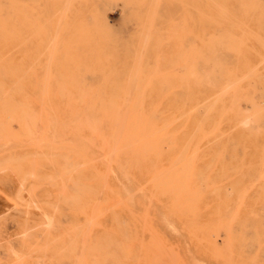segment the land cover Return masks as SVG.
I'll list each match as a JSON object with an SVG mask.
<instances>
[{"label": "rangeland", "instance_id": "374dc122", "mask_svg": "<svg viewBox=\"0 0 264 264\" xmlns=\"http://www.w3.org/2000/svg\"><path fill=\"white\" fill-rule=\"evenodd\" d=\"M0 65L11 104L51 118L42 140L0 102V264H264V0H0ZM83 100L95 131L117 102L128 151L74 133ZM59 139L91 162L65 174ZM77 171L120 202L76 212Z\"/></svg>", "mask_w": 264, "mask_h": 264}, {"label": "bare ground", "instance_id": "6f19581e", "mask_svg": "<svg viewBox=\"0 0 264 264\" xmlns=\"http://www.w3.org/2000/svg\"><path fill=\"white\" fill-rule=\"evenodd\" d=\"M4 18V17H3ZM3 18H2V22H3ZM13 24V23H12ZM14 26H15V24H14ZM17 28V27H16ZM14 30H16V29H14ZM3 40V39H2ZM3 60V59H2ZM1 60V61H2ZM5 67H2L1 65H0V73H4L5 72ZM49 71V70H48ZM18 84V83H17ZM228 87H230V86H228ZM232 87H234V86H232ZM227 89V88H226ZM231 89V88H230ZM13 91V90H12ZM224 91V90H223ZM223 91H222V93H223ZM84 94H85V92H84ZM218 96V95H217ZM216 96V97H217ZM221 96V95H220ZM219 97V96H218ZM216 101V100H215ZM214 101V102H215ZM0 102L1 103H3L2 105H4L3 107L4 108H8V110H12L13 112H14V115H15V118H17V119H19L20 121H22L25 125L26 124H28V125H30V127L32 128V131H35V132H39L38 133V135L40 136V138L42 139V140H46L47 138H46V136H45V133H46V131H45V126H46V122L48 121V120H50L51 118H50V116H49V113L46 111V109H45V106H43L42 107V109H41V111H35L34 109H33V107H32V105H31V103H28V102H22L21 104H19L18 106H16V105H12L11 103H12V97H11V95L9 94V93H7L6 91H5V88L2 86V84H0ZM213 102V103H214ZM84 103V100L83 101H81L80 103H78L79 104V106H76L75 104H73V105H75V107L73 108V110H72V116H71V120L74 122V133L75 134H78V129L80 128V127H84L85 129H88L91 133H93L96 137H103V136H105L106 134H104V133H100L99 131L100 130H102V129H108V131H110V135H114V136H118L117 138L118 139H115V140H112V142H113V145H114V147H115V149L114 148H111L110 146H109V144H108V146L110 147V152H112L111 150L112 149H114L113 151V155H114V153H116L115 152V150H116V148L118 149V145H121V146H119L120 148L119 149H121V147H123L121 150H116L117 151V153L118 152H121L123 149L125 150V151H128L127 149H126V147H124L125 146V144H127L126 142H127V139L125 138V136H120L119 134H118V132L116 131L117 130V125H118V116H117V112H118V106H117V102L116 101H110V102H108L107 103V112H106V114H104L103 116H102V114H101V116H100V119H99V124H102L101 126H100V128L101 129H98V130H96L95 131V129H91L90 128V125H89V123H87L86 121H85V119H84V116H83V112H82V104ZM128 103V105H132V104H134V103H132V102H127ZM213 105V104H212ZM211 105V106H212ZM178 109V108H177ZM207 112V111H206ZM188 113V112H187ZM182 117V116H181ZM126 119V118H125ZM177 120H178V118H177ZM53 121H55V136L58 138L59 137V134H60V131H62L61 129H62V125L61 124H59V122H58V119L57 118H54L53 119ZM140 121H141V119H140ZM175 121V120H174ZM173 121V122H174ZM172 122V121H171ZM171 122H169V123H171ZM243 122V121H242ZM241 122V123H242ZM200 123V122H199ZM170 125V124H169ZM169 125H165V126H169ZM164 126V127H165ZM198 126H200V124L198 125ZM162 127H163V124H162ZM163 127V128H164ZM162 129V128H161ZM132 132L134 133V135L135 136H139V137H146V135H147V130H144V128L142 127V125H140L139 124V127H137V126H135V127H132ZM48 131V130H47ZM166 131V130H165ZM196 131V130H195ZM161 132V135L158 137V140H159V144L161 143V142H168L170 145L172 144V140L171 139H169V137H167V135H166V132H162V131H160ZM83 133H85V132H83ZM195 133V132H194ZM193 133V134H194ZM53 134V133H52ZM51 135V134H50ZM222 136V135H221ZM220 136V137H221ZM124 137V138H123ZM192 137V136H191ZM191 137H190V139H191ZM39 138V137H38ZM38 138H37V140H38ZM52 138H53V136H52ZM120 138V139H119ZM192 140V139H191ZM104 141V143H105V145H107V141L108 140H103ZM35 142V141H34ZM54 142H57L58 143V145H60V147L61 148H67L68 149V151L72 154V155H70L69 157L67 156L66 157V160H65V165L63 166L64 167V169L63 170H67L66 172H65V174L66 173H68V171H69V173H70V171H73L74 172V170L76 171V165L78 164V162H77V160L75 159V157H80V158H82L83 159V162H84V164L85 163H87V162H91V156L88 154V152L85 154V147H87L86 146V144H85V139H83V140H81V141H79V143L78 142H75V143H67V142H65L64 140H61V139H59V141H54ZM26 143V142H25ZM117 144V145H116ZM123 144H124V146H123ZM187 145H188V143H187ZM186 145V146H187ZM127 146V145H126ZM142 146V145H141ZM141 146L140 147H138V151L139 152H137L136 150L137 149H133L132 151H135V154H134V152H131V154H133L135 157H139V158H134L135 160H138V161H140V160H142V159H144L145 157H144V154L143 155H141L140 156V152H141V154L142 153H144V152H146V150H143V148H141ZM39 147V146H38ZM88 148V147H87ZM186 148V147H185ZM185 148H183V152H186L185 151ZM119 154V153H118ZM183 154H185V153H183ZM36 155V154H35ZM113 155H112V159H113ZM137 155H139V156H137ZM183 156V155H182ZM190 157H191V155H189ZM36 157V156H35ZM72 157V158H71ZM110 158H111V154H110ZM118 158V157H117ZM183 158V157H182ZM185 159H187V158H185ZM34 160H36V159H34ZM111 160V159H110ZM184 160V159H183ZM50 161V160H49ZM112 161H114V160H112ZM112 161H110V163L112 164ZM174 161H178V159L176 158ZM182 161V160H181ZM36 162V161H35ZM180 161H178V163H179ZM190 162V161H189ZM192 162V161H191ZM190 162V163H191ZM32 163H34V161L32 162ZM134 163V162H133ZM173 163H177V162H173ZM172 163V164H173ZM183 163V162H182ZM36 165H38L37 163H35ZM88 164V163H87ZM137 164V163H136ZM135 164V165H136ZM174 164V165H175ZM185 164V163H184ZM188 164V165H187ZM174 165L173 166H170L171 168L173 167L174 168ZM186 165L187 166H189V163H186ZM33 166V165H32ZM35 166V165H34ZM38 166H40V165H38ZM92 167H94V169H96V166L92 163V165H91ZM120 166V165H119ZM183 166V165H182ZM10 167V166H9ZM170 167H168V168H170ZM4 168V167H3ZM36 168V167H35ZM81 168V167H80ZM110 168V167H109ZM178 168V167H177ZM4 169H6V167L4 168ZM33 169V168H32ZM167 169V168H166ZM165 169V170H166ZM169 170V169H168ZM178 170V169H177ZM181 170V169H180ZM187 170V169H186ZM185 170V171H186ZM3 171V170H2ZM5 171H7V170H5ZM33 171V170H32ZM184 171V172H185ZM34 173H35V170H34ZM68 173V174H69ZM76 173H78L75 177H74V179H73V181H74V184H75V187H74V190L72 191V192H67V191H64V194H63V198L66 200V202H69V203H71L72 205H73V207H74V209L76 210V212H88V210L89 209H91L92 210V212H100V210H101V206L103 207V205H102V203L105 201V200H107V197L108 196H110V197H113L112 199L114 200V202H116V203H119L120 202V197H118V191H116V190H113L111 187H110V185H109V183H108V181H107V179L105 178V177H103V176H100V178L98 179V181L97 182H92V181H88L87 180V178H86V176L85 175H83L82 174V172H79V171H77ZM97 173H99V172H97ZM57 174H59V173H57ZM102 174V173H101ZM166 174V173H165ZM26 175H28V174H26ZM181 175V174H180ZM202 176H203V174H201ZM205 175V174H204ZM33 176H35V174H33ZM105 176V175H104ZM51 177H53L54 178V175L53 176H51ZM61 177V176H60ZM98 177H99V174H98ZM180 177V176H179ZM199 177V176H198ZM207 177V176H206ZM33 178V177H32ZM155 178V177H154ZM199 178H201V177H199ZM158 179V178H157ZM174 179H176V178H174ZM179 179V178H178ZM25 180H26V178H25ZM24 180V181H25ZM33 181H34V179H32ZM48 180V179H47ZM55 180H56V178H55ZM23 181V182H24ZM27 181V180H26ZM53 182L54 180L52 179H50V182ZM151 181H153V180H151ZM151 181H149V182H151ZM174 181V180H173ZM176 181H178V180H176ZM171 182V181H170ZM175 182V181H174ZM174 182L171 184L172 186H173V188H176V191H177V187H179V184L177 183V182H175V184H174ZM179 182V181H178ZM64 183V182H63ZM159 183H161L162 184V182L161 181H159ZM184 183V182H183ZM24 184V183H23ZM35 185V184H34ZM56 185V184H55ZM182 185V184H181ZM21 186H22V184H21ZM33 185H32V183H31V187H32ZM42 186V185H41ZM184 186V187H183ZM185 186H186V183H184L183 185H182V189L184 188L185 189ZM201 186V185H200ZM206 186H208V185H206ZM23 187V186H22ZM36 187V186H35ZM40 187V186H39ZM39 187H36L37 189L39 188ZM158 187V186H157ZM163 188V187H162ZM186 188H187V186H186ZM30 189V188H29ZM32 189V188H31ZM34 189V188H33ZM37 189H34L35 191L37 190ZM157 189H159V188H157ZM156 189V190H157ZM170 189H172L171 187H170ZM180 189V188H179ZM181 190V189H180ZM27 191V190H26ZM32 191V190H31ZM34 191V192H35ZM71 191V190H70ZM182 191V195L181 194H179V195H177L178 196V198H177V205H179V206H184V205H186V201H187V193H186V190H181ZM29 192V191H28ZM161 192V191H160ZM178 192V191H177ZM19 193L21 194L22 192H20L19 191ZM155 193V192H154ZM183 193H186L185 195L186 196H183L184 194ZM31 194V193H30ZM19 195V194H18ZM24 195V194H23ZM29 195V194H28ZM32 195V194H31ZM36 195V194H35ZM112 195V196H111ZM175 195H176V193H175ZM30 196V195H29ZM54 196V195H53ZM182 196V199H180V197ZM184 197H186V198H184ZM21 198V197H20ZM24 198V197H23ZM30 198V197H29ZM34 198V197H33ZM32 198V199H33ZM32 199H30V200H32ZM184 199V200H183ZM26 200V199H25ZM24 200V201H25ZM193 200V199H192ZM22 201V200H21ZM33 201V200H32ZM26 202V201H25ZM188 202V201H187ZM30 203H32V202H30ZM189 203V202H188ZM37 204V203H36ZM109 204V203H108ZM115 204V203H114ZM190 204V203H189ZM28 205H30L29 203H28ZM35 205V204H34ZM40 205H41V203H40ZM116 205V204H115ZM115 205H114V207H115ZM191 205V204H190ZM36 206V205H35ZM42 206V205H41ZM118 205H116V207H117ZM121 207V206H120ZM29 208H32V207H29ZM28 208V209H29ZM55 208V207H54ZM38 209H41L40 207L38 208ZM56 210H57V208H56ZM55 210V211H56ZM30 211V210H29ZM102 211V210H101ZM111 211V210H110ZM130 212H132L131 210H129ZM27 213H28V211H27ZM133 214V213H132ZM86 224V223H85ZM218 225V224H217ZM151 229H152V227H150ZM120 229V228H119ZM121 229H122V226H121ZM153 232H155L154 230H152ZM89 233V232H88ZM156 233V232H155ZM120 235V234H119ZM84 236V235H83ZM88 236V235H87ZM126 236V235H125ZM159 238V237H158ZM86 239V238H85ZM117 240H118V238H117ZM153 240V239H152ZM72 241V240H71ZM86 241V240H85ZM84 242V241H83ZM156 242V241H155ZM85 243V245L87 244L86 242H84ZM90 243V242H89ZM71 245V244H70ZM126 245L124 244V247H125ZM89 247V246H88ZM160 247V246H159ZM84 248V247H83ZM112 248V247H111ZM86 249V248H85ZM157 249V248H156ZM162 249V248H161ZM83 250V249H82ZM164 250V249H163ZM163 250H161V251H163ZM160 251V250H159ZM161 253V252H160ZM160 253H158L159 254V257H160ZM62 255V254H61ZM80 256H81V254H80ZM91 256V255H90ZM156 256V255H155ZM158 256V255H157ZM81 258V257H80ZM168 259V258H167ZM85 263H86V260H85ZM138 264V263H137Z\"/></svg>", "mask_w": 264, "mask_h": 264}]
</instances>
